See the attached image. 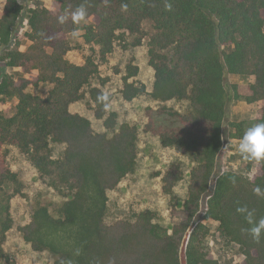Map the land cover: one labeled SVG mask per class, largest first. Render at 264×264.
Wrapping results in <instances>:
<instances>
[{"label": "trees", "instance_id": "1", "mask_svg": "<svg viewBox=\"0 0 264 264\" xmlns=\"http://www.w3.org/2000/svg\"><path fill=\"white\" fill-rule=\"evenodd\" d=\"M51 2L50 7L30 9L29 30L21 34L30 42L26 48L17 38L24 5L6 0L0 14L3 59L6 66L22 72L17 77L0 74V104L5 98L18 99L11 116L0 110V195L8 185H13L8 198L24 195V185L7 159L6 146L14 145L64 198L57 216L46 205L34 208L30 221L18 227L24 240L34 251L50 253V264H182L181 247L189 234L185 264H214L210 227L205 221L215 220L221 235L241 247V264H264V234L260 242L255 241L248 231L252 225L247 213L237 211L246 208L254 221L264 218V160H252L257 167L251 177L232 170L221 172L203 220L193 226L213 181L232 101L259 103L262 114L257 122L264 123V0ZM80 8L86 10L84 40L100 45L101 59L114 51L124 34L134 37L133 46L148 38L152 90L132 80L139 66L130 62L121 90L125 100L149 93L161 103H190L187 112L165 104L145 109L144 130L158 136L164 147H178L195 161L183 202L185 216L171 229L156 222L153 209L113 223L106 221L109 191L137 168L138 129L128 122L118 126L117 113L108 112L113 96L99 86L91 87L89 93L95 116L103 120L106 131H96L89 118L70 109L100 72L92 55L82 64L67 57L72 49L68 35L79 29L72 15ZM60 16H66L63 23ZM145 21L152 23L150 31L145 30ZM228 74L253 76L248 93L243 95L238 84H231ZM43 83L52 84L46 96L30 91ZM104 95L106 100L99 99ZM232 125L237 133L231 137L241 139L244 122ZM51 142L66 145L60 157L52 156ZM184 177L182 162H172L162 176L164 193L173 195ZM13 224L8 204L0 217V259L6 263L10 256L4 244Z\"/></svg>", "mask_w": 264, "mask_h": 264}, {"label": "rangeland", "instance_id": "2", "mask_svg": "<svg viewBox=\"0 0 264 264\" xmlns=\"http://www.w3.org/2000/svg\"><path fill=\"white\" fill-rule=\"evenodd\" d=\"M25 7L24 14L18 23L17 38L22 39L21 34L29 30L28 15L31 8L38 6L50 7L51 0H19ZM2 2L0 0V9ZM1 14V11H0ZM87 23V21H86ZM85 22L79 23V29L68 35L72 49L68 52V59L74 63L82 64L86 57L92 55L99 64L100 72L92 78L89 85L84 88L83 97L71 104V111L80 113L89 118L96 131L104 132L106 128L103 120L95 116L94 102L90 97L89 90L93 86L101 87L106 93L113 96L109 104L108 112H116L118 115V126L124 122L135 125L138 129V164L133 173L126 176L120 185L109 191L107 223H113L118 219L132 218L134 213L144 209H153L157 212L156 222L170 228L179 222L184 216L183 202L187 197L190 169L195 165L193 158L178 147L166 148L162 145L158 136L152 135L144 130L147 122L145 109L148 106L159 107L163 104L174 107L181 112L190 109L187 100H171L165 103L152 99L149 93L142 94L131 101L123 98V76L126 74V66L132 62L139 66V73L132 80L137 83H144L148 92L152 90L154 82V69L149 64V54L146 37L143 43L133 46L131 42L134 37L124 34V40L118 39L114 51L106 59H101L97 42L87 44L84 40L83 26ZM144 28L150 31L152 23L144 22ZM22 48H26L30 42L22 39ZM1 50V48H0ZM2 52V50H1ZM7 67L3 59V52L0 54V74L6 72ZM10 74L15 77L22 75L21 69L8 68ZM228 81L231 84H238L240 92L248 93L249 85L254 81L253 76L228 74ZM52 88V84L43 83L39 87H31L30 91L40 96H46ZM1 98V97H0ZM18 99L5 98L1 101L0 110L6 116H11L16 110ZM262 109L259 103H248L245 100H234L229 106L223 124V147L218 155L217 167L214 172L210 189L202 199V209L196 217L193 226L203 220L207 208V200L214 189L216 177L223 171L232 170L244 173L251 177L256 170L255 161L245 159L239 154L238 144L240 139H233L232 133L237 129L232 125L234 122H244V132L247 128L257 124L261 117ZM66 145L64 143L51 142L52 156L57 158L63 154ZM7 159L10 167L18 173L23 183L24 195L16 194L9 197L13 192V185H8L0 195V217L5 215L7 205L10 206V213L14 220L13 228L9 230L4 248L10 256V262L6 263L0 259V264H50L53 256L48 252L34 251L28 244L18 227L28 223L31 219L34 208L38 205H46L54 215L64 198L53 187L49 186L34 167L30 158L22 153L17 146H6ZM174 161L183 164L185 177L174 189L173 195L164 193L162 187V176L169 165ZM250 165L251 171L246 170ZM4 210V213H3ZM210 227V241L213 250L214 264H241L243 259L241 247L221 235L219 223L215 220L205 221ZM192 226V228H193ZM191 228V229H192ZM189 234L186 236L181 247V261L186 263L185 251Z\"/></svg>", "mask_w": 264, "mask_h": 264}, {"label": "clouds", "instance_id": "3", "mask_svg": "<svg viewBox=\"0 0 264 264\" xmlns=\"http://www.w3.org/2000/svg\"><path fill=\"white\" fill-rule=\"evenodd\" d=\"M86 10L83 8L78 9L72 15V19L75 23L85 22L86 23ZM59 21L63 23L66 20V16H60ZM101 100H106L107 96L99 97ZM239 154L245 159L261 161L264 160V123H257L247 128L238 144ZM238 212L247 213L246 219L249 224L252 225L248 231L252 238L260 242L262 234H264V218L259 221H254L252 213L248 212L246 208H238Z\"/></svg>", "mask_w": 264, "mask_h": 264}, {"label": "crops", "instance_id": "4", "mask_svg": "<svg viewBox=\"0 0 264 264\" xmlns=\"http://www.w3.org/2000/svg\"><path fill=\"white\" fill-rule=\"evenodd\" d=\"M1 2H2V8L0 9V11L2 12L3 11V9H4V6H5V3H6V0H1ZM2 52H1V50H0V54H1ZM5 66H6V63H5ZM7 67V70H6V72H8V73H10V70H8V68H10V67H8V66H6ZM14 70H17V69H19V68H13Z\"/></svg>", "mask_w": 264, "mask_h": 264}]
</instances>
